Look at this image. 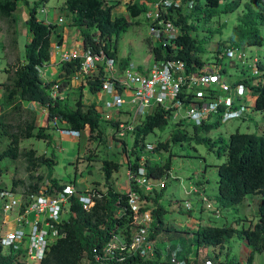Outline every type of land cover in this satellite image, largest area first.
Instances as JSON below:
<instances>
[{
    "label": "trees",
    "instance_id": "1",
    "mask_svg": "<svg viewBox=\"0 0 264 264\" xmlns=\"http://www.w3.org/2000/svg\"><path fill=\"white\" fill-rule=\"evenodd\" d=\"M18 1L27 6L24 23L30 33V38L25 42L24 58L17 59L12 65L3 69L6 73L4 81L0 82V135L8 139L5 148L0 151V159L10 158L16 160L21 157L25 161L27 181L21 195L22 206L27 203L28 194L36 193L45 181L51 183L50 190H60L65 184L53 175L56 164L54 154L41 153L38 155L35 148L19 147V142L24 139L35 138L50 143V122L57 119L64 124V128L82 133L87 128L89 137L102 139L104 128L95 104L84 96L85 93L95 95L106 79L104 61L97 66L95 75L87 77L85 84L79 85L78 90L71 86V76L80 67L79 57L70 61H62L63 77L43 80L39 68L48 62L52 55V42L60 46L63 36L59 32V25L55 22H45L36 16L38 4L44 0L34 2L29 6L28 0H0V18L4 21L3 32L11 36L10 44L14 47L17 43L18 28ZM119 4V0L109 3L107 0H64L61 8L67 17V24L77 31L84 48H89L93 55L103 53L115 59L119 69L127 66L129 57H119L116 46V36L128 29L134 23L144 7L137 0L126 5L130 19L124 14L113 16L112 10ZM242 0H192L191 6L181 7L172 13L173 22L179 26V33L172 42L151 47L147 40L150 54L155 58L168 60H181L186 65L185 74H191L207 63L202 57L203 45L207 43L204 36H199V27L206 26L220 16L221 13H233L242 5ZM244 11L238 16L237 23L232 28V33L223 47L243 48L262 46L264 32L261 26L264 23V0H245ZM225 24L215 29L206 28L207 32L220 34ZM1 31V30H0ZM115 41H111V37ZM218 59V56H217ZM218 65V64H217ZM261 75H243L236 82L248 86L254 99V109L264 113V63L260 64ZM260 80V82H257ZM55 89L56 95H51ZM77 91L75 104L70 106V94ZM36 103L45 115V124L36 125V112L27 103ZM168 111L162 107H155L146 114L142 121L135 125L131 131L133 141L130 154L133 159L129 169L136 173L142 166L147 177L151 180H161L170 169V156L162 163L152 162L148 158L140 162V151L145 147L144 139L155 129H163L169 124ZM113 127L118 121L110 119ZM107 122V121H105ZM221 122L216 119L201 125H191L183 122L175 123L170 132V137L164 141L158 140L152 151H168L171 143H182L194 140L203 143L209 150L216 148L218 156L223 155L225 160L216 165L219 176L217 193L213 203L217 209L227 208L245 201L248 194L260 195L256 213L252 218H238L239 226L224 222L221 225L197 224L190 240H181L170 245V251L178 256L183 250V245L191 244L196 249L199 247L222 248L227 246L225 259L221 260L219 253L214 255L212 264H253L255 253H264V131L241 132L238 129L231 132L227 139L219 136L210 139L202 133H209L217 128ZM185 125H191L192 132H188ZM90 159V158H89ZM121 165L118 160L104 158L102 171L106 183L102 195L95 199L94 205L83 209L77 199H71L68 214L58 226L59 235L48 247L39 264H168L169 254L161 256L156 250V256L150 257L141 251L129 253L126 248H116L113 254L96 263L94 255L104 253V247L112 238L119 236L125 243L130 241L137 230V217L127 205V192L118 191L110 180L112 174ZM7 171V166L0 165V177ZM21 180H13L12 188ZM130 188L139 193L143 204L139 214L150 209V225L148 227L149 240L158 242L159 233L164 228V215L166 207L160 201L164 194L165 185L161 188L145 192L135 183L130 182ZM6 191L0 181V194ZM203 203H201V209ZM1 208V207H0ZM188 210V209H187ZM244 220L247 221L243 224ZM178 230L170 228L167 230ZM234 237L245 240L250 249L243 262L238 256L231 253L230 241ZM179 247V248H178ZM188 253L184 254L187 264L190 259ZM0 264H29L16 253H4L0 243Z\"/></svg>",
    "mask_w": 264,
    "mask_h": 264
},
{
    "label": "rangeland",
    "instance_id": "2",
    "mask_svg": "<svg viewBox=\"0 0 264 264\" xmlns=\"http://www.w3.org/2000/svg\"><path fill=\"white\" fill-rule=\"evenodd\" d=\"M39 0H28L29 6ZM64 0H44L38 4L36 16L39 19L44 18L43 8L49 13L56 10V20L60 27L59 32L63 34L66 29V35L77 33L75 28L67 24V17L64 10L61 8ZM109 3L115 0H107ZM203 3L204 0H199ZM242 0V6L233 13H221L220 16L214 18L209 25L199 27V36H204L207 39V43L203 45L204 51L202 57L206 63H212V65L218 64L219 70L224 71L223 75L227 83H233L240 79L243 75L250 73L249 64L252 63L251 58L255 53L259 55L260 59L264 61V44L262 46H251L245 49L247 54V63L242 64L236 59L227 57H220L219 53L223 50V45L232 33L233 26L237 23L238 16L243 13L244 5ZM18 28L17 43L14 47L10 44L11 36L4 33L5 27L4 21L0 18V82L6 78V73L3 69L12 65L17 59H23L25 53V42L29 35L26 33L27 27L24 23L27 6L18 1ZM127 0H119V4L116 6L113 12V16L117 14H124L130 19L126 5ZM55 12V11H54ZM225 24L221 33H208L206 28L212 29ZM262 32H264V23L261 26ZM23 33V34H21ZM26 34V36L24 35ZM63 36V35H62ZM148 26L147 22L142 15H139L134 19V23L128 27V29L116 36V46L119 57H129L130 62L133 64L148 65L151 60L150 52L147 47ZM111 41H115V37H111ZM77 46V45H76ZM52 55L50 60L43 64L39 68L41 78L43 80H49L43 75V69L51 70V79L63 77L62 69V55L59 54L61 46H57L55 42H52ZM81 46L78 45L77 50H80ZM66 54V53H64ZM218 56V59H217ZM73 89L78 90L79 86L72 82ZM70 99L68 104L73 106L77 97V91H70ZM86 99L96 100L98 97L91 94H84ZM27 106L39 112L40 108L36 103H27ZM102 121L104 128L103 137L101 140L93 139L89 137L87 128L81 133L80 137L76 138L70 135L61 134L53 125V121L50 122V143L47 144L43 140L37 141L35 138L24 139L19 142V147L35 148L38 155L45 153L49 155L51 152L54 154L56 164L53 167V175L58 180L67 185L73 183L78 189L85 187L100 188L105 190L106 183L101 168L102 160L104 158H111L121 162L119 169L112 174L110 180L111 185L118 191L122 192L126 190L128 184L127 171L129 169V163L133 159L130 154V147L133 141L132 130H125L123 135L114 134V127L111 122ZM42 124L45 123V119L42 118ZM40 122V124H41ZM58 122V121H57ZM175 121H169L163 129H155L153 133L146 135L144 142L145 147L143 151H140V162L143 163L145 159H149L152 162L162 163L170 156V169L164 176L165 190L160 201L164 204L167 212L164 215V228L160 231L158 237V246L164 244H171L174 246L175 242H178L180 237L185 238L186 225L190 221H194L197 224L205 225H221L224 222L233 223L235 226H239L242 222L238 223V218H252L256 213L257 203L260 200V195L248 194L244 202L227 207L217 209L213 203V198L217 193L218 174L216 165L225 160L223 155L218 156L216 154V148L209 150L203 143H196L194 140L182 143H171L168 151L160 149V151H152L158 140H166L170 137V132L175 125ZM59 127H65L61 122L57 123ZM188 132H192L191 125H185ZM235 129L241 132H261L264 131V115L259 110L249 109L245 112L242 118L232 119L228 122L221 123L217 128L212 129L209 133H202L210 139H215L219 136L227 139L229 134ZM8 143V139L0 135V151L5 148ZM148 143V145H146ZM90 158V159H89ZM1 166H7V171L2 174L0 181L4 183L6 187V194L8 196L21 197L24 191V184L27 181V172L25 170V161L19 157L16 160L10 158L0 159ZM163 178V179H164ZM21 180L14 188V191H10L13 187V180ZM161 179V180H163ZM152 180L151 185L156 190L158 189L159 181ZM127 182V184H126ZM196 185L198 193L192 192V185ZM204 197L205 201L201 209L200 198ZM188 202L191 209H186L184 203ZM203 203V202H202ZM207 204V205H206ZM150 216V209L147 210ZM2 214V215H1ZM5 215L0 212V219ZM8 220L0 221V232L7 229L8 225H13V215L7 216ZM243 224L247 221L244 220ZM194 223V224H195ZM167 226L170 228H179L174 231L167 230ZM192 236L189 238L191 239ZM242 239L234 237L230 241L231 249H234V253L237 256L242 257L243 261L246 255L243 254V246L241 244ZM189 245V251H191L190 264H201L205 261L206 257L214 259V255L219 253L220 259H225L227 246L219 247H199L195 248L193 245ZM158 251V250H157ZM159 252V251H158ZM156 252L152 251L151 257H155ZM196 260V261H195ZM209 260V259H207ZM211 261V260H210ZM83 264H87L84 262ZM253 264H264V253H255Z\"/></svg>",
    "mask_w": 264,
    "mask_h": 264
},
{
    "label": "built area",
    "instance_id": "3",
    "mask_svg": "<svg viewBox=\"0 0 264 264\" xmlns=\"http://www.w3.org/2000/svg\"><path fill=\"white\" fill-rule=\"evenodd\" d=\"M137 1L145 8L140 15L147 22V39L151 47L159 42L166 44L173 41L179 33V26L173 22L172 13L192 4V0ZM42 11L44 14L47 12L46 8ZM80 46V50L75 48L63 54L61 58L62 61H70L79 57L80 67L71 76V86L72 82L78 86L85 84L87 77L95 75L97 63L104 61L107 77L101 83L99 91L93 95L98 99L88 100L95 104V110L101 120L118 121L114 127V134H117L118 139V135H123L125 130H133L155 107L168 111V120L191 125H201L216 119L225 123L242 118L249 109L255 110V97L250 88L241 82L227 83L224 71L219 70L217 64L207 63L203 68L185 74L186 65L181 60L155 58L150 54L148 65L133 64L129 61L127 66L119 69L115 59L103 53L93 55L89 48H84L82 44ZM246 48L224 46L219 55L245 64L250 56L246 53ZM251 61V71L246 75H261L260 64L264 61L255 53ZM51 95H56L55 89L51 91ZM57 121L53 119L52 123L61 134L80 137V132L59 127ZM127 177V205L137 217L138 228L128 243L119 236L112 238L105 245L104 253L94 255V261L101 262L104 257L112 255L116 248H126L129 253L141 251L150 257L152 251L158 250L161 256L169 254L168 264H187L170 251L169 244L158 246L149 240L150 216L148 211L139 214L143 199L130 188L132 182L145 192L152 191V180L147 177L145 169L140 166L136 173L128 169ZM165 182V178L159 181L158 188L163 187ZM50 187L51 183L45 180L36 193L28 194L27 203L23 206L21 197L8 196L6 191L0 194V212L5 215L0 221L7 222V216L13 215V225H8L5 231L0 232L4 253H16L29 264H39L49 245L60 236L58 226L68 214L71 199H77L83 209H89L94 205L95 199L102 195L100 188L78 189L73 183L64 185L60 190H50ZM191 188L193 193H198L195 184ZM200 200L204 204L205 198L201 197ZM184 205L186 209H191L188 202L185 201ZM201 264H212V261L205 260Z\"/></svg>",
    "mask_w": 264,
    "mask_h": 264
},
{
    "label": "crops",
    "instance_id": "4",
    "mask_svg": "<svg viewBox=\"0 0 264 264\" xmlns=\"http://www.w3.org/2000/svg\"><path fill=\"white\" fill-rule=\"evenodd\" d=\"M54 11L51 12V13H49L47 11L46 14H44V18H42V19L45 22H55V21H57L56 20V18H57L56 17V10H54ZM65 32H66V29H64V32L62 34L63 35V41H62V44L60 45L61 46V49H60V52H59L60 55H62L64 53H68V52L72 51L73 49L77 48L78 45L80 46L82 44L81 38H80L78 33L71 34V35L67 36ZM21 34H23V33H21ZM26 34L29 35V37H28V39H29L30 38V33L27 32ZM26 34H24V35L26 36ZM42 76H44V77L46 76V78L51 79V77H52L51 70L50 69L49 70L48 69H46V70L43 69V75ZM31 103H33V102H31ZM28 105H29V103H28ZM39 108H40V111L36 113V122H37L36 125H38V126L42 125L41 120H42V118L45 119V115H46L45 111L41 107H39ZM40 122H41V124H40ZM43 124H45V123H43ZM126 184H127V182H126ZM127 188H128V184L126 185V190H127ZM194 223H195L194 221H190V223H188V225H186L185 231L188 232V233L184 234L186 236L185 238L180 237L178 239V242H180L181 240H190L189 238L192 236V234H194V233H192L193 230L196 229V227H197V223H195V224ZM177 229H179V228H177ZM241 244L243 246V250L241 249V251L243 252L244 255H247L249 253L250 249L246 246V243H245L244 239H242ZM181 252L182 253L180 255H178L180 260L185 262L184 254H186V253H188L187 258L191 259L192 255L190 253L191 251H189V245L188 244L187 245H183V250ZM231 253H234V249H231ZM234 254H236V253H234ZM205 259L206 260L209 259V260H211L213 262V259H211L209 257H206ZM238 260L240 262H243V259H242L241 255L238 256Z\"/></svg>",
    "mask_w": 264,
    "mask_h": 264
}]
</instances>
